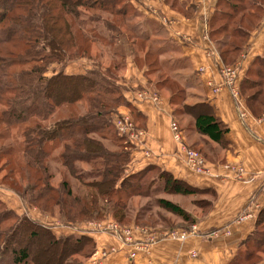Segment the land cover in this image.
<instances>
[{
	"label": "trees",
	"instance_id": "trees-1",
	"mask_svg": "<svg viewBox=\"0 0 264 264\" xmlns=\"http://www.w3.org/2000/svg\"><path fill=\"white\" fill-rule=\"evenodd\" d=\"M166 2L179 9L177 0ZM263 15L264 0H217L210 35L226 65L236 60ZM160 31L125 0H0L1 180L8 181L7 189L23 205L76 230L57 236L51 226L19 215L0 201V264H88L96 245L82 227L90 221L110 215L121 225L187 229L195 218L168 197H181L183 204L193 197L197 207L210 206L200 198L208 191L157 167L126 173L131 146L118 136L113 116L126 106L134 117L120 84L128 56L145 66L148 88L167 92L172 115L190 119L188 132L201 136L204 145L211 142L221 150L227 145L228 126L209 103L189 101L187 87L196 78L183 73L188 61L171 55L175 48ZM98 43L107 49L106 64L93 52ZM81 59L91 61L88 70L65 73L67 65ZM238 84L250 114L262 116L264 53L254 58ZM77 104L85 106L82 114L72 112L46 124L62 107ZM190 148L207 160L217 158L196 143ZM56 169L62 175L57 182ZM135 198L152 201L154 218L146 207L133 217ZM263 261L264 207L228 264Z\"/></svg>",
	"mask_w": 264,
	"mask_h": 264
},
{
	"label": "crops",
	"instance_id": "crops-1",
	"mask_svg": "<svg viewBox=\"0 0 264 264\" xmlns=\"http://www.w3.org/2000/svg\"><path fill=\"white\" fill-rule=\"evenodd\" d=\"M125 2L139 12L143 20L154 22L160 27L162 39L175 48L174 51H169L172 56L188 61L189 67L183 73L196 78L187 87L189 101L209 103L214 114L228 126L229 131L225 135L227 145L224 150L211 142L204 145L201 136L186 130V124L190 123L188 117L176 118L172 115L167 92L147 87L145 66L139 67L128 56L120 84L124 88V98L135 113L132 117L129 108L121 106L113 120L117 115L129 116L136 128L144 132V137L135 143L125 140L131 146L126 173H135L148 166L157 167L193 188L208 191L200 198L209 200L211 204L207 209H201L192 204L193 197L186 199V204H183L181 197H168L184 205L185 210L195 218L199 237L191 236L183 242L160 240L151 247L149 253L137 252L133 259L128 258V254L133 251L132 245L124 246L117 238L103 232L88 233L96 245L88 264H92L102 254L106 256L101 264H228L234 259L242 241L253 232L257 215L264 207V114L259 118L253 117L246 105L242 101H234L226 89L212 95L205 83L208 80L220 83V70L225 66L238 65V82L245 76L254 58L264 53V15L259 26L250 32L236 60L231 65H226L217 43L210 35V19L216 11L217 0H177L180 10L170 6L166 0ZM162 17L168 25L161 22ZM87 61L89 60L81 59L70 63L66 66L65 73H84L89 69L87 66H83L82 72L70 70L73 65L76 66L75 63L85 65ZM142 93L147 96L141 98L139 95ZM153 95L159 98L158 103L150 99ZM242 112L245 113L244 118L240 117ZM172 119L179 124L189 146L196 143L199 148L208 149L215 154L217 158L213 161L204 157L211 175H195L186 168L179 145L172 138L169 129ZM226 165L241 166L244 171L241 178L227 172L224 168ZM4 188L0 186V201L6 205L9 202L16 207L17 200L6 194L7 189ZM22 207L28 211L27 215L46 225L45 218L35 215L31 206ZM8 208L22 214L14 208ZM166 216L173 217L170 214ZM176 228L178 227L161 225L153 227L157 230ZM52 230L59 235L55 228ZM213 231H219L216 237L209 236V232ZM58 232L63 233L61 230ZM143 238L135 233V241H142ZM112 249L115 252L110 253ZM190 253H195L196 257H191Z\"/></svg>",
	"mask_w": 264,
	"mask_h": 264
},
{
	"label": "built area",
	"instance_id": "built-area-1",
	"mask_svg": "<svg viewBox=\"0 0 264 264\" xmlns=\"http://www.w3.org/2000/svg\"><path fill=\"white\" fill-rule=\"evenodd\" d=\"M161 22L167 23L164 17L161 18ZM238 65L234 66H225L222 67L220 70L221 74V82L220 83H214L213 81H206L205 85L207 88H209L212 95H217L220 93L222 89H226L228 93L230 94L231 98L236 101L237 103H242L240 99V89L238 84ZM141 98L147 96L146 93H142L139 95ZM150 99L158 103L159 98L157 96H150ZM240 117L244 118L245 113L242 112L240 114ZM114 128L119 136H122L127 139V141L131 143H135L136 141H139L144 137V132L142 130H139L136 128L134 122L130 119L127 115H117L113 121ZM169 129L172 135V138L174 141L179 145V151L183 158V161L185 163L186 168L195 175L199 176H209L212 174L210 171V168L208 167L207 161L200 153L199 151L190 148V146L186 143L182 129L180 128L179 124L175 119H172L169 124ZM225 170L227 172H232L234 177L241 178L243 174V168L241 166H235V165H226L224 166ZM246 216H249L246 214ZM99 223V222H98ZM91 223H88L82 227L87 233L90 229L96 230L97 232H103L109 235H112L113 237L117 238L122 245H131L135 240V233L138 232L136 228H125L117 225L116 223L110 222H102L97 225V229L93 228ZM150 230V229H149ZM139 231H143L146 233V229H141ZM150 233L146 237V241L144 244L134 243L133 251L128 254V258L132 259L135 257V254L138 250H145L149 243L154 242L155 240L161 239L163 236H169L174 237L173 239H176L178 241H185L191 236L199 237L198 229L196 227V224L192 225L191 227L187 229H168V230H157L153 229L152 231H149ZM139 233V232H138ZM219 231H213L209 232V236L216 237L218 235ZM145 238V235H143ZM115 252L114 249L111 250L110 253ZM106 254H102L101 257L98 259L93 260L92 264H101L102 259ZM191 257H196L195 253H190Z\"/></svg>",
	"mask_w": 264,
	"mask_h": 264
},
{
	"label": "rangeland",
	"instance_id": "rangeland-1",
	"mask_svg": "<svg viewBox=\"0 0 264 264\" xmlns=\"http://www.w3.org/2000/svg\"><path fill=\"white\" fill-rule=\"evenodd\" d=\"M98 49L99 50H101L100 52L102 53V55L101 56H99V52H98ZM93 52L97 55V59H99L103 64H106L107 63V61H108V53H107V49H105L104 47H101V44L100 43H98V46L96 47H94V50H93ZM76 64V66H74L73 65V67H72V69L70 70V71H72V72H82V70H84V67L83 66H87V68H90L91 67V61H90V63H89V61H87V63H85V65H80L79 63H75ZM55 68H57L56 66H54ZM86 68V69H87ZM52 73V71H49L48 72V75H50ZM154 79V78H153ZM156 79V78H155ZM84 108H85V106L83 107H80V105L79 104H77V105H74V106H72V107H70V106H64V107H62V109H60L49 121H47L46 122V124L47 125H50L52 122H53V120H55V119H64V118H67V116L70 114V113H72V112H74V114H82L83 113V111H84ZM114 121V120H113ZM187 125V124H186ZM119 136V135H118ZM125 140H127L126 138H124V142H125ZM4 162V160L2 161V162H0V165L2 164ZM55 165V164H54ZM82 168L84 169V170H87L88 169V166H86V165H83L82 166ZM56 170H58V169H56ZM56 170H54L55 171V182H57L61 177H62V175H60V173H59V170L58 171H56ZM4 171H2V172H0V181L2 182V177H3V175H4ZM8 182V181H7ZM7 182H2V184H0V186H3V187H5L4 189H7V186H8V183ZM7 185V186H6ZM8 190V189H7ZM7 190H6V194H9V195H12L16 200H17V203H18V205L16 206V207H13L12 206V204L11 203H9L8 202V206L9 207H11V208H14L18 213H22V214H28V211L27 210H25L23 207H22V205L20 204V200L18 199V197L14 194V193H12V192H7ZM7 206V207H8ZM24 206V205H23ZM143 207H146V211L145 212H151L152 213V216H153V218H154V214L153 213H155V205L152 203V201L150 200H142V199H139V198H135L133 201H132V208H133V217L136 215V212L138 213L139 211H141L140 209H143ZM32 209L34 210V214L35 215H38V216H41V217H44L45 218V222H46V225L47 226H51L52 228H55V231H56V233H58L59 235L60 234H63V233H68V235H70L71 233H73V232H76V230H74V228L72 227V228H70V226H65V225H62V224H60L59 222H57L56 220L54 221L52 218H51V216H49V215H47V214H45V213H41V212H39L36 208H33L32 207ZM164 215H166V213H163ZM50 217V218H49ZM103 220H98V221H90V222H88V223H91V224H94V225H91L93 228H95V229H97L98 230V228H97V225H99V223H102V222H104V223H106V222H110V221H112L113 223H116L117 225H119V226H121V227H125V228H131V227H133V228H136V229H138L137 231L139 232V234H140V237H142L143 235H145V238H143V240L142 241H133V242H131L132 244H136V243H139V244H144L145 243V239H146V237L148 236V234L150 233L149 231L151 230H153V227H145V226H139V225H136V224H134L133 222L132 223H129V224H124V225H121V224H119V223H117L110 215H105L103 218H102ZM170 221H172V222H175V223H177L178 222V219H176V218H174V217H170ZM99 222V223H98ZM88 223H86V224H88ZM84 224V223H83ZM86 224H84V225H86ZM45 225V224H44ZM78 226V225H77ZM56 228H59L58 230H56ZM141 229H146L147 231H146V233H144L143 231H139V230H141ZM150 229V230H149ZM176 229H178V228H176ZM59 230H61L63 233H59L58 231ZM74 230V231H73ZM170 230H172V229H170ZM89 234L90 233H95V232H97L96 230H93V229H90L89 231ZM137 232V233H138ZM174 237H169V236H163L161 239H158V240H155L154 242H151V243H149L148 244V246H147V248L145 249V250H138L137 252H144V253H149L150 252V250H151V247L156 243V242H158V241H160V240H168V239H170V240H176V239H173ZM176 241H178V240H176ZM131 244V245H132ZM133 247V246H132ZM136 252V253H137ZM136 255V254H135ZM133 259V258H132Z\"/></svg>",
	"mask_w": 264,
	"mask_h": 264
}]
</instances>
